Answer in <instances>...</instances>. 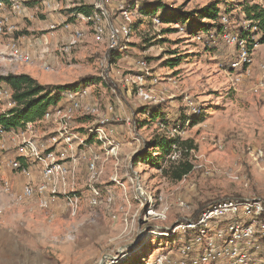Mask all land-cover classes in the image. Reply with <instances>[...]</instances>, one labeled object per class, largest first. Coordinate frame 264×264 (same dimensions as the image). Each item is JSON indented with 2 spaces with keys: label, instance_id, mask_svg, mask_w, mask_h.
Here are the masks:
<instances>
[{
  "label": "rangeland",
  "instance_id": "1",
  "mask_svg": "<svg viewBox=\"0 0 264 264\" xmlns=\"http://www.w3.org/2000/svg\"><path fill=\"white\" fill-rule=\"evenodd\" d=\"M46 1L25 4L21 14L0 8V18L7 17L11 26L8 35L0 36V76L27 74L42 85L80 82L78 88L86 91L81 104L95 113H76L70 124L76 139L70 146L60 139L53 143L51 122L38 128L45 134L40 142L47 152L70 167L73 186L58 193L48 209H40L37 198L20 200L28 178L10 167L18 157L13 145L8 142L9 150L0 154V264H155L161 257L175 259L183 243L176 226L220 200L264 197V91L258 87L263 32L253 38L251 65L233 69L238 53L222 38L226 31L221 39L214 34L199 39L179 23L161 20L218 1L228 34L240 36L249 24L244 8L264 9V0H70L68 5L56 0V8ZM97 2L109 25L129 27L121 53L111 54L104 43H95L89 29L67 14L76 5ZM155 7L153 15L145 13ZM64 22L84 31L69 56L59 52L70 37L62 29ZM50 26L54 30H47ZM10 40L32 56L31 64L5 58ZM176 58L180 61L171 62ZM44 65L52 71L45 72ZM108 105L113 111L107 125L114 131L117 155L99 161V178L91 184L84 157L102 155L105 147L85 133ZM142 108H155L159 118L147 119L139 113ZM160 137L177 143L156 169L138 157L158 158L146 144ZM185 166L190 172L175 180L172 175ZM30 169L38 181L39 170ZM91 187L101 194L96 205L90 203Z\"/></svg>",
  "mask_w": 264,
  "mask_h": 264
},
{
  "label": "built area",
  "instance_id": "2",
  "mask_svg": "<svg viewBox=\"0 0 264 264\" xmlns=\"http://www.w3.org/2000/svg\"><path fill=\"white\" fill-rule=\"evenodd\" d=\"M35 0H9V10L14 14H21L25 4ZM60 3L69 4L70 0H58ZM52 2V5H50ZM47 7L56 8L58 2L49 0L45 2ZM4 5L0 4V8ZM95 11L90 16L71 15L74 22L80 23L89 29L95 43H104L109 53H121L126 50V41L129 34L128 26H121L119 30L109 25L107 13L97 2L93 5ZM69 9V8H68ZM226 20L222 18V24L226 26ZM249 27V24L247 28ZM226 28V27H225ZM246 28V29H247ZM63 31L70 32L68 42L60 46L61 56H69L79 41L84 36L81 29H72L68 22L63 23ZM245 29V30H246ZM11 30L8 18H0V36L8 35ZM47 30H54L53 26ZM223 35L224 41L229 47H235L238 57L233 61V69L249 67L252 63L250 51L246 43L236 34H228L227 28ZM7 54L5 58L16 64H31L32 56L25 53L16 40H10L6 44ZM46 53L42 54L45 56ZM144 65L143 63L141 64ZM45 72H51L52 68L43 66ZM138 82H143V77H137ZM258 87L264 91V64L259 68ZM86 91L82 88L64 96L62 102L48 110L44 117L35 122L24 123L23 127L11 131L0 130V154L6 152L7 143L15 148L18 157L11 161L12 170L19 172L28 178L23 186L20 200H32L37 198L40 209H48L55 203L56 196L65 192L70 187V167L62 159L47 152L40 140L45 136L39 132V127L45 122H51L55 127V136L51 138L53 143L57 139L62 140L65 145H72L76 139L75 134L70 131V124L76 115L81 112L84 116H93L95 111L84 109L82 99ZM145 99H149L143 94ZM7 104L12 108L14 102L11 93L0 88V106ZM8 108V109H9ZM83 109V110H82ZM7 109L0 110V115L6 113ZM113 111L111 105L105 108V113L97 114V121L90 126L85 135L93 141L97 139L103 143L102 155L84 157L87 163L89 182L94 184L99 178L98 163L103 159H113L117 155V143L114 141V131L108 127V114ZM80 143L83 139L79 140ZM9 149H7L8 151ZM30 166H36L39 170V179L32 175ZM73 189V188H72ZM101 198L100 191L91 187L90 203L96 205ZM111 200V197L108 198ZM175 232L183 235L191 232L193 239L191 243H182L177 249L176 258L161 257L155 264H264V197L250 199L220 200L204 207L198 217L175 227ZM173 231V233H175Z\"/></svg>",
  "mask_w": 264,
  "mask_h": 264
},
{
  "label": "trees",
  "instance_id": "3",
  "mask_svg": "<svg viewBox=\"0 0 264 264\" xmlns=\"http://www.w3.org/2000/svg\"><path fill=\"white\" fill-rule=\"evenodd\" d=\"M0 4L8 6L9 0H0ZM220 2L212 1L202 7L201 9L193 12H179L174 14H166L161 20L168 23H179L190 35H198L197 38L201 39L199 35L211 37L213 34L216 38L221 39V35L225 32V25L222 24L224 11L219 9ZM158 8V7H157ZM166 7L159 6L163 10ZM95 11L93 5H76L75 7L67 10V14L90 16ZM156 7L152 10L146 11V14L153 15ZM243 13L246 17V22L249 27L246 30L240 31V38L246 43L247 50L252 49L256 44L253 38L257 33L263 32L264 39V9L260 6L245 7ZM256 30V32H253ZM262 43V39L259 40ZM180 58L171 60V62H178ZM171 66V65H170ZM90 82H101L99 78H89ZM77 82L75 84L63 85H42L34 78L27 74H8L0 76V88L6 89L11 93V99L14 106L0 115V130L3 132H11L23 127L24 123L39 121L44 117V114L51 108L60 104L64 96L68 93L74 92L78 89ZM147 119L155 121L158 117V112L155 108H142L139 112ZM163 121V120H162ZM164 122V121H163ZM177 141L160 137L151 143L146 144L148 148H152L156 153H159L158 158L152 159L150 156H139L147 165H152L156 169H160V161L169 157L175 147ZM191 170L190 166H185L183 169L175 171L172 175L175 180H180ZM199 215V214H198ZM196 216L194 219H196ZM183 243H191L193 234L185 232L181 235Z\"/></svg>",
  "mask_w": 264,
  "mask_h": 264
},
{
  "label": "crops",
  "instance_id": "4",
  "mask_svg": "<svg viewBox=\"0 0 264 264\" xmlns=\"http://www.w3.org/2000/svg\"><path fill=\"white\" fill-rule=\"evenodd\" d=\"M50 125H51V124H50ZM51 126H52V125H51ZM52 128H53V129H55V127H54V126H52Z\"/></svg>",
  "mask_w": 264,
  "mask_h": 264
}]
</instances>
